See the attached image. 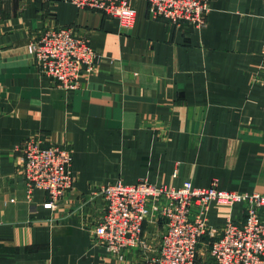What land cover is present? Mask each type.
<instances>
[{
    "label": "crops",
    "instance_id": "0c3cea01",
    "mask_svg": "<svg viewBox=\"0 0 264 264\" xmlns=\"http://www.w3.org/2000/svg\"><path fill=\"white\" fill-rule=\"evenodd\" d=\"M123 30L99 11L65 0H0V264H139L157 254L154 217L148 250L122 259L91 227L104 209L92 195L105 183L146 181L178 188L264 193V0H212L202 28L147 17L146 0ZM69 27L98 58L67 91L38 71L28 46ZM38 135L72 150L74 176L53 209L43 191L27 197L17 149ZM243 205L211 203L218 229ZM199 258H208L199 248Z\"/></svg>",
    "mask_w": 264,
    "mask_h": 264
},
{
    "label": "built area",
    "instance_id": "2783aa9c",
    "mask_svg": "<svg viewBox=\"0 0 264 264\" xmlns=\"http://www.w3.org/2000/svg\"><path fill=\"white\" fill-rule=\"evenodd\" d=\"M65 1L116 19L123 30L130 29L135 20L130 0ZM211 1L146 0V13L150 19H163L179 29H199L206 23ZM28 51L38 71L67 91L78 87L81 75L92 71L98 58L88 39L69 27L44 31ZM261 56L264 58V41ZM17 151L21 159L17 170L25 181L28 199L33 191H43L48 197L44 207L55 208L74 182L72 150L33 135ZM92 195L104 203L103 212L91 227L93 237L118 259L148 250L142 226L154 217L163 225L157 254L139 264H264V193L219 190L216 181L205 188L194 187L190 181L178 188L142 181L131 185L105 183ZM211 203H240L244 218H227L220 228L211 229L207 223ZM204 238L210 240L209 256L200 260L198 246Z\"/></svg>",
    "mask_w": 264,
    "mask_h": 264
},
{
    "label": "rangeland",
    "instance_id": "374dc122",
    "mask_svg": "<svg viewBox=\"0 0 264 264\" xmlns=\"http://www.w3.org/2000/svg\"><path fill=\"white\" fill-rule=\"evenodd\" d=\"M37 136H38V135H37ZM58 145H59V144H58ZM60 146H64V145H60ZM67 147H69V146H67ZM69 148H70V147H69ZM201 246L207 248V254H208V256H209L210 240L205 239V238H204L203 240H201L200 245L198 246V253H199V248H200ZM207 259H208V258H207Z\"/></svg>",
    "mask_w": 264,
    "mask_h": 264
}]
</instances>
